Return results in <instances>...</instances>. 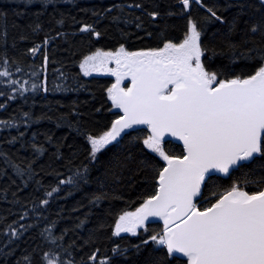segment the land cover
Masks as SVG:
<instances>
[{
	"label": "snow or ice",
	"instance_id": "obj_1",
	"mask_svg": "<svg viewBox=\"0 0 264 264\" xmlns=\"http://www.w3.org/2000/svg\"><path fill=\"white\" fill-rule=\"evenodd\" d=\"M24 3L0 7V264H264V0ZM85 77L94 118L48 100Z\"/></svg>",
	"mask_w": 264,
	"mask_h": 264
},
{
	"label": "trees",
	"instance_id": "obj_2",
	"mask_svg": "<svg viewBox=\"0 0 264 264\" xmlns=\"http://www.w3.org/2000/svg\"><path fill=\"white\" fill-rule=\"evenodd\" d=\"M109 2V0H75L76 4H79V6L81 8H91L92 6H100L102 4H107ZM0 7L2 8H6L9 11V24H11L13 22V20H15L18 24H26L28 22H30L32 19H34V17L32 16V12H34L38 7L39 4L38 3H34L32 5H25L24 0H0ZM59 7L62 10H66L71 12L72 15H76L77 19H85V20H90V14L88 16H84L82 13H78L77 9L73 6V4L69 3V4H64L61 3L59 5ZM49 8L51 9V5H49ZM12 10H17V11H23L25 12V15L23 17L20 18H16L12 16ZM44 19V23L45 25H47L48 23V19L49 18H43ZM70 23V21H69ZM170 23H179V22H170ZM101 30L106 32V37L104 40L101 41L100 45L98 46H111L112 44L115 43L116 40H118L120 37L118 35V30L114 25H110L107 21L102 22L101 24ZM19 30L18 29H9L10 32V36L11 35H15ZM43 36V33L40 34V37H35L34 39H36L37 41H39V39ZM133 44H138L139 41L136 40L135 37L132 38L131 41ZM28 46H31L30 42H27ZM59 44V41L57 42ZM50 53H51V47L49 49ZM68 54L65 53L62 49L57 48L56 52H55V59L58 60H63ZM35 63L37 65H39L41 63V58H37L35 60ZM60 65L59 64H49V72H48V76H49V84L51 86L52 80H53V72L52 69L53 68H59ZM78 71V68H73L72 72L73 74H75ZM89 85L91 91H79V92H50L47 94L48 96V100L52 103L55 104L57 101L61 102L64 105H70L72 101H77L78 103H80L81 105V109L82 111H84L85 113V117L88 119H92L94 117H92V107H93V94H95L96 97V101H99L101 93L99 90V85L104 83V79L101 78L99 80L91 77H85L83 78ZM59 82V81H57ZM37 99H39V97H37ZM41 103H43V101H41ZM98 106V104H97ZM12 107H16V104H13ZM40 105H37V109L39 110ZM62 111L67 110V108L65 107L64 109H61ZM9 111H11V108L9 109ZM8 113L5 112H0V118L7 116ZM98 118V117H96ZM34 127H40V128H44V127H51V125H47V124H42V125H38V126H34ZM57 132V135H62L66 132H68L69 130L67 128H61V129H56L55 130ZM6 134V133H5ZM75 133H72V136H74ZM69 142H72L71 136L69 138ZM7 209V205H0V211H6Z\"/></svg>",
	"mask_w": 264,
	"mask_h": 264
},
{
	"label": "rangeland",
	"instance_id": "obj_3",
	"mask_svg": "<svg viewBox=\"0 0 264 264\" xmlns=\"http://www.w3.org/2000/svg\"><path fill=\"white\" fill-rule=\"evenodd\" d=\"M94 76H95V74H94ZM88 78H91V77H88Z\"/></svg>",
	"mask_w": 264,
	"mask_h": 264
}]
</instances>
